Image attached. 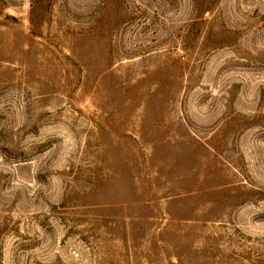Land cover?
Returning a JSON list of instances; mask_svg holds the SVG:
<instances>
[{
	"label": "rangeland",
	"instance_id": "374dc122",
	"mask_svg": "<svg viewBox=\"0 0 264 264\" xmlns=\"http://www.w3.org/2000/svg\"><path fill=\"white\" fill-rule=\"evenodd\" d=\"M0 264H264V0H0Z\"/></svg>",
	"mask_w": 264,
	"mask_h": 264
}]
</instances>
